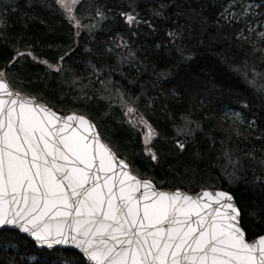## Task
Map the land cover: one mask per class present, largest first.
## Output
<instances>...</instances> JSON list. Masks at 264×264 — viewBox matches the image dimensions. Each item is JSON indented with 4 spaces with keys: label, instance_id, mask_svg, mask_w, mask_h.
I'll return each mask as SVG.
<instances>
[{
    "label": "snow or ice",
    "instance_id": "1",
    "mask_svg": "<svg viewBox=\"0 0 264 264\" xmlns=\"http://www.w3.org/2000/svg\"><path fill=\"white\" fill-rule=\"evenodd\" d=\"M55 3L74 28L84 27L74 11L81 0ZM166 6L165 0H158L141 16L136 11L138 5L130 3L120 16L129 29L145 24L156 33L160 25L153 21L167 19ZM8 8L16 10L11 4ZM6 12L0 10V253L8 259L0 258V264H264V160L254 182L262 192L251 199L215 187L201 186L198 192H189L158 186L149 172L164 164L173 167L168 157L184 164L183 157L194 147L200 124L188 116L174 122L175 136L168 140L172 147L165 153L155 143L159 132L125 101V93L116 89L113 95L107 87L111 81L99 80L104 86L100 98L109 93L110 101H120L126 122L142 129V153L134 152L130 159L88 115L57 108L40 95L23 90L27 79L24 62L30 59L45 67V76L55 74L62 83L78 89L76 101L86 103L95 98V90L89 89V95L84 80L99 76L104 66L86 61L85 77L80 70L65 67L72 49L54 63L41 58L19 34H9ZM95 15L107 19L99 8ZM220 15L230 23L244 21L245 29L237 33L238 38H244L245 30L255 32L249 18L264 27V0H241L239 5L229 0ZM180 35L176 28L166 32L184 57ZM259 36L264 38V32ZM113 43L121 63L135 58L122 36ZM260 51L264 53V49ZM165 75L158 73V81ZM232 117L244 123L240 113L233 112ZM202 155L196 148L193 161ZM245 155L256 159L252 153ZM212 164L220 172L216 180L229 186L247 182L243 161L231 151L224 149ZM193 167L195 164L184 165V174ZM202 181L199 177L192 183ZM21 234L31 242L23 253ZM33 246L50 251L72 246L78 250V258L58 254L43 259L29 250Z\"/></svg>",
    "mask_w": 264,
    "mask_h": 264
},
{
    "label": "trees",
    "instance_id": "2",
    "mask_svg": "<svg viewBox=\"0 0 264 264\" xmlns=\"http://www.w3.org/2000/svg\"><path fill=\"white\" fill-rule=\"evenodd\" d=\"M165 2L167 19L153 21L160 27L152 33L145 24L129 29L120 12L129 10L128 5L132 3L134 7L138 5L136 11L145 16L158 0H81V5L74 10L84 25L80 29L66 19L55 0H0V10L7 9L9 34H19L24 42L31 44L36 55L54 63L61 54L72 49V54L65 59V67L78 69L85 77L86 61L97 67L104 66L99 76L84 80L89 95H92L89 89L95 90V98L86 103L76 101L74 93L78 89L62 83L55 74L45 76V67L30 59L24 62L27 79L23 90L40 95L57 108L88 115L100 124L101 131L117 150L130 159L134 158V152L142 153V129L140 126L132 128L126 122L124 107L118 100L110 101L109 93L115 95L116 89L125 93V101L159 132L155 143L165 153L172 147L168 140L175 136L174 122L180 123L182 116H188L200 124L195 130L194 147L185 153L184 164H176L174 157H168L173 167L164 164L149 172L158 186L180 187L189 192H198L201 186L215 187L231 191L238 198L258 196L262 190L254 182L262 171L260 161L264 160V53L260 51L264 49V41L254 43L248 38H238L242 26L220 18L229 0ZM240 2L236 0L237 5ZM10 4L15 11L8 8ZM98 8L105 11L107 19L95 15ZM171 28L181 33L179 46L185 50L186 58L181 57L176 45L166 37ZM133 32L136 35H132ZM121 36L136 53L135 58L126 63H121L113 51L116 46L113 39L118 43ZM101 52L105 53L103 57ZM162 72L167 75L158 81L157 74ZM99 80L111 81L107 84L109 93L103 98L100 94L104 86L97 82ZM233 112L241 114L243 124L235 121ZM253 121V126L249 127ZM196 148L202 150L203 155L193 161L192 153ZM224 149L243 161L246 183L229 186L215 179L220 172L212 160ZM246 153H252L256 159L252 160ZM193 164L195 167L185 175L184 165ZM199 177H203V181L193 184ZM161 181L163 184L159 183ZM30 243L22 237L21 253ZM29 250L43 259L58 254L78 258V254L68 250L45 252L34 246ZM0 258L8 259L4 253H0Z\"/></svg>",
    "mask_w": 264,
    "mask_h": 264
},
{
    "label": "rangeland",
    "instance_id": "3",
    "mask_svg": "<svg viewBox=\"0 0 264 264\" xmlns=\"http://www.w3.org/2000/svg\"><path fill=\"white\" fill-rule=\"evenodd\" d=\"M220 18L224 21V22H227V23H230L226 20H224L221 15H220ZM253 21V27L255 28V32L253 33H249L247 32L246 30L243 32V37L244 38H248V39H251L254 43H257L258 41H264V38L260 37L259 36V33L261 32H264V27H261L258 23H256L255 19L254 18H249ZM231 23H235V22H231ZM235 24H239L242 26L243 29H245V22L244 21H241L240 23H235Z\"/></svg>",
    "mask_w": 264,
    "mask_h": 264
},
{
    "label": "water",
    "instance_id": "4",
    "mask_svg": "<svg viewBox=\"0 0 264 264\" xmlns=\"http://www.w3.org/2000/svg\"><path fill=\"white\" fill-rule=\"evenodd\" d=\"M21 237L25 238L27 241L30 242V238H28L26 234H21ZM57 249L68 250V251H72L78 254V250L74 249L72 246H57ZM37 250L51 252L50 250H47V249H37Z\"/></svg>",
    "mask_w": 264,
    "mask_h": 264
}]
</instances>
